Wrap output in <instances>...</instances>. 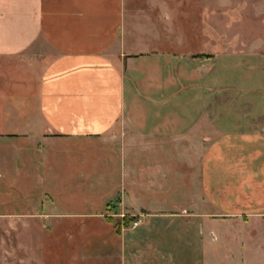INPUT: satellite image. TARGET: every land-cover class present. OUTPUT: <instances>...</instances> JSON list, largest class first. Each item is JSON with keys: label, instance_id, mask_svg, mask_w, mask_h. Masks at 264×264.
I'll return each instance as SVG.
<instances>
[{"label": "crops", "instance_id": "crops-1", "mask_svg": "<svg viewBox=\"0 0 264 264\" xmlns=\"http://www.w3.org/2000/svg\"><path fill=\"white\" fill-rule=\"evenodd\" d=\"M128 3L0 0V68L10 83L0 93V101H4L5 117H25L20 134L1 136V140L15 150L16 143L35 150L38 158L29 157L28 152L27 167L29 171L35 166L38 171L44 169L46 177L53 174L55 158L59 163L63 156L61 147L77 150L81 157L75 163L92 185L98 175L92 173L90 162L97 155L102 185L109 186L113 179L116 188L100 200L97 212L57 214L55 224L63 232H71L66 228L81 216L95 220L97 227L111 234L112 220L105 217L109 218L108 205L115 202L139 218L131 237L118 236L121 264H125V245L130 243L134 264H172L166 253L154 251L150 236L157 219L174 215L181 217L185 230L194 232L199 227L202 231L196 245L201 257L190 264H219L221 259L239 255L245 242L239 235L248 229L250 220L264 214L245 213L239 206L230 212H209L214 199L200 192L201 177L191 179L177 172L180 177L173 182V163L203 164L208 158L219 165L258 162L260 152L264 153V117L246 113L237 123L244 121L248 126L237 132L224 130L214 112L189 117L191 98L198 95L197 87L191 95L190 86L208 75L205 61L213 65L219 54L202 58L185 53L188 39L173 36L170 2L147 0L148 10L135 5L128 8ZM157 11L161 16L155 17ZM19 89L23 90L21 100L11 94ZM237 141L255 154H224ZM174 184L186 188L180 195L173 194ZM174 202L181 203V214H173L177 213L172 209ZM38 216L42 231H52L45 222L50 215L40 212ZM205 224L218 229L219 235L212 239L219 241L216 247L203 235ZM228 240L230 251L220 257L214 250L226 246ZM146 242L152 245L144 250Z\"/></svg>", "mask_w": 264, "mask_h": 264}, {"label": "rangeland", "instance_id": "rangeland-1", "mask_svg": "<svg viewBox=\"0 0 264 264\" xmlns=\"http://www.w3.org/2000/svg\"><path fill=\"white\" fill-rule=\"evenodd\" d=\"M165 1L172 4L174 38L181 34L188 39L184 45L185 53L190 56L200 54L202 58L220 56L213 65L202 59L207 60L205 64L209 69L205 71L209 73L199 84L190 86L191 95L196 92V87L198 95L191 98L189 117H194L196 113H217L222 128H231L233 132L245 130L248 126L244 121L237 123L248 112L246 115L251 117H264V0H222L221 4H217L216 0ZM128 2V8L135 5L148 10L147 0ZM159 16L160 11H157L155 17ZM177 43L174 42V45ZM4 71L0 68V93L5 92V86L10 84L1 73ZM13 93L18 94V100H21L23 90ZM3 102L0 101V264H121V249L116 245L119 243L118 236L124 233L131 237L138 227L133 224H139V218L128 214L115 202L108 205L109 218L105 217L112 220L111 234L97 227L93 223L95 220L82 219L81 216L66 228L71 232H63L55 224L59 213L97 212L100 200L115 190L113 179H109V186L102 185L103 173L98 172L102 171L100 160L98 165L96 162L97 155L90 162L92 173L98 175V179L92 178L93 185L89 178L86 183L81 176L83 173L78 170L81 167L75 163H78L81 154L68 146L61 147L64 154L59 163L55 158V169L49 177H46L44 169L38 171L36 166L29 171L26 156L29 152V157L37 159L35 150H27L21 143H16L18 147L15 150L1 140L5 136L20 134L25 117H5ZM217 104L219 107L214 108L213 105ZM238 143L231 149L225 148L224 154H255L247 144ZM260 154L255 163L234 161L229 165L225 161L219 165L209 158L203 164L191 161L182 165L175 162L171 170L172 180L175 182V178L180 177L177 172L187 173L191 179L201 177L200 192L214 199L209 212H230L234 206H239V210L245 213L264 214V153ZM185 188L174 184L172 192L180 195ZM187 188L190 191L193 189L192 186ZM173 204L172 209L177 212L173 214H181V203ZM40 212L50 215L45 222L52 226V231H42ZM182 221L178 215L157 219V226L150 234L154 251L166 253L172 264H190L201 257L196 245L202 231L199 227L194 232L187 231ZM250 221L248 229L239 235L245 239L243 246L239 252L233 249V254L237 252L239 255L221 259L219 264H264V215ZM203 235L211 246L219 244V241H212L214 235H219L216 226L203 225ZM228 242L226 246L214 250L220 257L230 251ZM145 244L144 250L152 245L150 242ZM189 244L194 247L188 248ZM133 251L131 243L125 245V264H134Z\"/></svg>", "mask_w": 264, "mask_h": 264}, {"label": "built area", "instance_id": "built-area-1", "mask_svg": "<svg viewBox=\"0 0 264 264\" xmlns=\"http://www.w3.org/2000/svg\"><path fill=\"white\" fill-rule=\"evenodd\" d=\"M137 225H138V222H135V223L133 224L134 227H136Z\"/></svg>", "mask_w": 264, "mask_h": 264}]
</instances>
